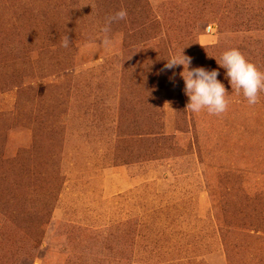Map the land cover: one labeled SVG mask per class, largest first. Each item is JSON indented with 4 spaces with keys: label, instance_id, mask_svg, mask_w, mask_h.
Masks as SVG:
<instances>
[{
    "label": "rangeland",
    "instance_id": "obj_1",
    "mask_svg": "<svg viewBox=\"0 0 264 264\" xmlns=\"http://www.w3.org/2000/svg\"><path fill=\"white\" fill-rule=\"evenodd\" d=\"M233 48L264 73V0H0V264H264V91H233ZM182 50L226 112L186 110Z\"/></svg>",
    "mask_w": 264,
    "mask_h": 264
},
{
    "label": "clouds",
    "instance_id": "obj_2",
    "mask_svg": "<svg viewBox=\"0 0 264 264\" xmlns=\"http://www.w3.org/2000/svg\"><path fill=\"white\" fill-rule=\"evenodd\" d=\"M127 10L121 8L114 14L108 16L105 25L101 29L105 33L102 43L108 46L111 41L108 33L111 31V25L127 19ZM71 43L69 37L65 35L62 38V46L68 47ZM217 60V59H216ZM191 57L182 54L180 57L171 56L166 60L163 70H171L177 66L183 65V71L180 73L184 80V92L189 98L186 110L193 113H200L206 110L210 115L219 116L227 111L228 93L224 84L217 79L219 72L216 69L208 70L204 67L190 68ZM217 64L226 69V77L237 94L242 93L249 105H255L259 102V93L264 91V73H262L255 64L248 61L239 49L233 48L224 51L221 54Z\"/></svg>",
    "mask_w": 264,
    "mask_h": 264
}]
</instances>
